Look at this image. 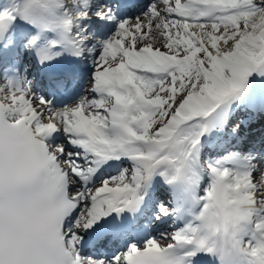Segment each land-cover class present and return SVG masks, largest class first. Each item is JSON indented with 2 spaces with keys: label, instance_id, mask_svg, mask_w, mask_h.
<instances>
[{
  "label": "snow or ice",
  "instance_id": "snow-or-ice-1",
  "mask_svg": "<svg viewBox=\"0 0 264 264\" xmlns=\"http://www.w3.org/2000/svg\"><path fill=\"white\" fill-rule=\"evenodd\" d=\"M0 78V264H264V0H0Z\"/></svg>",
  "mask_w": 264,
  "mask_h": 264
},
{
  "label": "rangeland",
  "instance_id": "rangeland-1",
  "mask_svg": "<svg viewBox=\"0 0 264 264\" xmlns=\"http://www.w3.org/2000/svg\"><path fill=\"white\" fill-rule=\"evenodd\" d=\"M0 83H2L1 81H0ZM125 167H127V165H125ZM112 175V176H116V175H118V172L115 170V169H113V170H111L110 171V173H108L107 175ZM162 230H164V228H161L159 231H162ZM157 232V231H156ZM158 238H160V236L158 235L157 236Z\"/></svg>",
  "mask_w": 264,
  "mask_h": 264
},
{
  "label": "bare ground",
  "instance_id": "bare-ground-1",
  "mask_svg": "<svg viewBox=\"0 0 264 264\" xmlns=\"http://www.w3.org/2000/svg\"><path fill=\"white\" fill-rule=\"evenodd\" d=\"M158 45H160V43H158Z\"/></svg>",
  "mask_w": 264,
  "mask_h": 264
}]
</instances>
